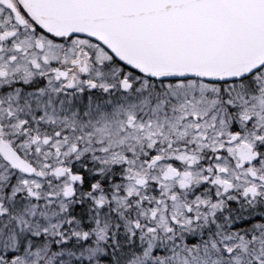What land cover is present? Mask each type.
I'll use <instances>...</instances> for the list:
<instances>
[{"label": "snow or ice", "instance_id": "6c2138e0", "mask_svg": "<svg viewBox=\"0 0 264 264\" xmlns=\"http://www.w3.org/2000/svg\"><path fill=\"white\" fill-rule=\"evenodd\" d=\"M0 264H264V0H0Z\"/></svg>", "mask_w": 264, "mask_h": 264}]
</instances>
